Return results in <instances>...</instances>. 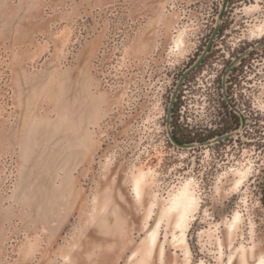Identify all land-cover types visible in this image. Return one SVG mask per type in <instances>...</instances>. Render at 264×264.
I'll list each match as a JSON object with an SVG mask.
<instances>
[{
	"label": "rangeland",
	"instance_id": "374dc122",
	"mask_svg": "<svg viewBox=\"0 0 264 264\" xmlns=\"http://www.w3.org/2000/svg\"><path fill=\"white\" fill-rule=\"evenodd\" d=\"M223 3L0 0V264H264V123L239 152L193 138L210 123H177L173 106L167 125L217 25L219 42L264 39V0H227L219 18ZM261 71L264 120V48ZM186 180L188 250L167 209Z\"/></svg>",
	"mask_w": 264,
	"mask_h": 264
},
{
	"label": "flooded vegetation",
	"instance_id": "af4514ba",
	"mask_svg": "<svg viewBox=\"0 0 264 264\" xmlns=\"http://www.w3.org/2000/svg\"><path fill=\"white\" fill-rule=\"evenodd\" d=\"M208 41L199 54L192 56L194 59L179 73V78L202 55ZM214 43L219 45L214 46ZM220 46L222 49H216ZM263 48L264 39L237 43L213 39L202 61L184 76L177 90L172 112L177 123H210L208 129H205L207 125H190L193 138L202 141L222 136L216 142L222 140L226 152H239L247 142L259 141L261 123H264L261 108ZM204 65L208 70H203ZM200 70L202 74L214 73L205 94L204 89L197 88L199 83L194 85L195 81H201ZM203 99L207 100L206 104H200ZM190 101L194 109L186 108Z\"/></svg>",
	"mask_w": 264,
	"mask_h": 264
},
{
	"label": "bare ground",
	"instance_id": "6f19581e",
	"mask_svg": "<svg viewBox=\"0 0 264 264\" xmlns=\"http://www.w3.org/2000/svg\"><path fill=\"white\" fill-rule=\"evenodd\" d=\"M257 28L259 29V31H257L258 32L257 33L258 34L257 37L261 38L263 36V32H262L263 29L260 26L257 27ZM180 43H182L181 40L176 42L177 45H179ZM245 172L246 171H241V172L239 171V176H238V178L236 179V182H235L237 185H239L242 182V180H243V178H244V176L246 174ZM134 182H135L136 188L139 189L140 184H141V178L140 177H136ZM137 193H138V191H137ZM197 205H198V203L196 201V198H195V196L193 195V193H192V191L190 189V182H189V180H186L178 188L177 192L174 194V196H173V198H172V200H171V202H170V204H169V206L167 208L168 211L175 210L177 212V216L178 217H177L176 224H177V226H180L182 228L180 242L186 246L187 250L189 248H188V242L186 240V232H185V228L187 227L186 226V216H187L186 214H187L188 210L191 207L197 206ZM238 216H239L238 214H235L234 218L237 219ZM151 231H153V230H151ZM155 237H156L155 232H152L150 234L151 241L154 240ZM260 264H261V261H260Z\"/></svg>",
	"mask_w": 264,
	"mask_h": 264
},
{
	"label": "water",
	"instance_id": "95a60500",
	"mask_svg": "<svg viewBox=\"0 0 264 264\" xmlns=\"http://www.w3.org/2000/svg\"><path fill=\"white\" fill-rule=\"evenodd\" d=\"M226 2H227V0H224L223 6H222V10H221L220 13H219V18H222L223 10H224V8H225ZM218 30H219V26L217 25V26L215 27V29L213 30L211 36H210V39H209L208 44H207V46H206V48H205V51H204V52L202 53V55H201V56H200V57H199V58L193 63V65H192L190 68H188V69H187V70L181 75V77L179 78L178 84H177V86H176V90H175L174 93H173V96H172V98H171V100H170V103H169V106H168V109H167V125H168V126H169V120H170V114H171V111H172L173 102H174V99H175V96H176L177 90H178L179 86L181 85V82H182L184 76H185L189 71H191L194 67H196V66L202 61V59H203V57H204V55H205V52H206V50H207L209 44H210L211 41L215 38V36H216ZM168 133H169V137H170L171 141H172L173 143H175L176 145L180 146V147H188V146H193V145H195L194 143H182V142L177 141V140L175 139V137H174V135H173L171 129H169ZM221 138H222V136H219V137L214 138L213 140H205V141H203L202 143H209V142H211V141H215V140H218V139H221Z\"/></svg>",
	"mask_w": 264,
	"mask_h": 264
},
{
	"label": "trees",
	"instance_id": "16d2710c",
	"mask_svg": "<svg viewBox=\"0 0 264 264\" xmlns=\"http://www.w3.org/2000/svg\"><path fill=\"white\" fill-rule=\"evenodd\" d=\"M173 135H174L175 139L179 142H183V143H193L194 142V140L185 141L183 138H181L177 134H175V132H173Z\"/></svg>",
	"mask_w": 264,
	"mask_h": 264
}]
</instances>
